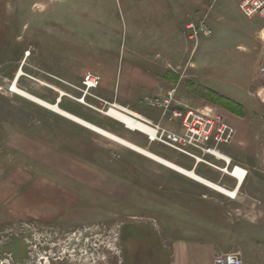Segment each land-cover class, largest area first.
Wrapping results in <instances>:
<instances>
[{"label":"rangeland","instance_id":"1","mask_svg":"<svg viewBox=\"0 0 264 264\" xmlns=\"http://www.w3.org/2000/svg\"><path fill=\"white\" fill-rule=\"evenodd\" d=\"M240 2L0 0V264H213L223 252L264 264V201L245 191L264 179V19ZM189 22L212 34L191 40ZM21 66L20 87L52 103L61 89L63 108L187 168L197 160L104 111L181 132L174 110L213 107L235 129L221 147L231 166L249 170L242 202L189 191L199 183L9 91ZM88 72L102 80L84 97Z\"/></svg>","mask_w":264,"mask_h":264},{"label":"built area","instance_id":"2","mask_svg":"<svg viewBox=\"0 0 264 264\" xmlns=\"http://www.w3.org/2000/svg\"><path fill=\"white\" fill-rule=\"evenodd\" d=\"M239 8L243 15L248 18L258 15L264 19V0H241ZM186 28L189 31V38L195 41H198L201 36H210L212 34V30L204 23L196 25L193 22H189L186 24ZM259 75L263 81L262 89L264 90V64L260 67ZM100 83L101 76L99 74L86 73L81 86L84 97L88 94L91 95L90 91L98 88ZM149 102L154 104L152 101ZM173 116L181 119L182 131H167L159 125H153L150 122L157 130V140L196 160L200 157L191 152V149H198L210 155L214 150L225 153L221 147L230 145L235 135L234 127L228 123L222 113L213 107H189L184 110H174ZM222 161L224 169L228 170L223 172L230 176H234L233 173L240 172V170H243L245 174L248 173L247 169L238 164L231 166V158L230 161ZM213 264H246V262L243 260L240 252H223L216 255Z\"/></svg>","mask_w":264,"mask_h":264},{"label":"bare ground","instance_id":"3","mask_svg":"<svg viewBox=\"0 0 264 264\" xmlns=\"http://www.w3.org/2000/svg\"><path fill=\"white\" fill-rule=\"evenodd\" d=\"M31 55V52L27 53V57L25 59V61L27 60V58ZM25 61H23V65L25 64ZM23 75H27L23 69V66H21L20 68H18L17 72L15 73L12 81L8 84V89L9 91L25 98L28 99L42 107H45L47 109H50L51 111L79 124L84 126L85 128H88L116 143H119L175 172H178L202 185H205L207 187H209L210 189L225 195L231 199H236L238 198V191L240 186L244 183V181L247 178L248 174H245V172L243 170H240V172H235L233 173L235 177V179H237V185L234 189H229L224 187L223 185H220L218 183H215L207 178H205L204 176L200 175L199 173H197L194 169H189L186 168L156 152H153L151 150H149L148 148H145L123 136H120L98 124H95L87 119H85L82 116L77 115L74 112H71L70 110H67L65 108H63L60 103L62 102L63 98L65 96H69L71 97L68 93H66L65 91L61 90V89H56V91L58 92V96L57 98L60 97V100L57 102V98L55 102H49L41 97H39L38 95H35L31 92H29L28 90L20 87L19 85V80ZM33 79H35L34 77H32ZM43 84L53 88L52 86L48 85L45 82H42ZM76 101H78L79 103L82 104H87L85 98H75ZM104 114L110 116L111 118L115 119L116 121H118L119 123L123 124V126L125 128H127L130 131H134V132H140L142 134L147 135L148 137L151 138V141L156 140L157 139V130L155 127H153L151 125V121L144 117L143 115L139 114L138 112H135L133 110H130L126 107H123L119 104H114L112 105V107H110L108 110L104 111ZM211 155L217 159V160H226V161H230V156L226 153H223L221 151L218 150H214ZM197 162H204L207 163L209 166L219 170V171H228L226 169H224V166H218L215 163H212L210 161H207L203 158H198ZM237 176V178H236Z\"/></svg>","mask_w":264,"mask_h":264},{"label":"crops","instance_id":"4","mask_svg":"<svg viewBox=\"0 0 264 264\" xmlns=\"http://www.w3.org/2000/svg\"><path fill=\"white\" fill-rule=\"evenodd\" d=\"M102 80V79H101ZM229 155V154H228ZM230 156V155H229ZM230 158L231 159H233L231 156H230ZM198 162L195 164V165H193L191 168H189V169H194L197 173H199L200 175H202V176H204L205 178H207V179H209V180H211V181H213V182H215V183H218V184H220V185H223L224 187H226V188H229V189H234L235 187H236V185H237V179H235L234 177H232V176H230V175H228L227 173H225V172H223V171H221L222 173H219V174H216V173H214V172H212V171H204V170H199L198 169ZM180 165H182V164H180ZM182 166H184V165H182ZM184 167H186V166H184ZM187 168V167H186ZM247 171H248V175H249V170L247 169ZM248 175H247V178H248ZM227 176H229V177H231L232 179H234V182H232V183H230L229 182V177H227ZM247 178H246V180H247ZM246 180L244 181V183L240 186V188H239V193H238V198H236V199H233V200H236V201H241L242 202V199L240 200V196H239V194H240V192H241V190H242V188H243V186H244V184H245V182H246ZM261 182H263V184L261 183ZM257 185L260 187L261 185H263L264 186V179H258V180H254V181H249L248 183H247V185L245 186V191H246V194L247 195H249L250 197L251 196H254V195H256V196H261L263 199V201H264V187L262 186V188H257ZM248 186H250V187H248ZM198 187H201V188H203V189H206L205 187H207V186H205V185H202V184H200L199 183V185H197V188H193V187H190V186H187V188H188V190L189 191H195V190H197L198 189ZM207 188H209V187H207ZM210 189V188H209ZM191 198V195H187L186 196V198L185 199H190ZM260 200V199H259ZM256 206H257V204H255ZM194 258L193 257H190V258H188V256L187 257H185L184 259L182 258V261H183V263L184 264H194V260H193ZM182 261L180 260V258L178 257L177 258V260L176 261H174V263L173 264H183L182 263Z\"/></svg>","mask_w":264,"mask_h":264},{"label":"water","instance_id":"5","mask_svg":"<svg viewBox=\"0 0 264 264\" xmlns=\"http://www.w3.org/2000/svg\"><path fill=\"white\" fill-rule=\"evenodd\" d=\"M60 100V97L59 98H57V102Z\"/></svg>","mask_w":264,"mask_h":264}]
</instances>
